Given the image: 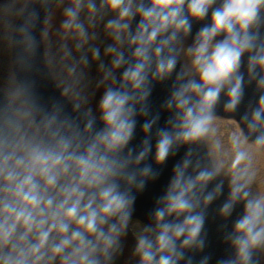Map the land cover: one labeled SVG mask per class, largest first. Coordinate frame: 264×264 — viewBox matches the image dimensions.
<instances>
[{"label":"clouds","instance_id":"9594fccd","mask_svg":"<svg viewBox=\"0 0 264 264\" xmlns=\"http://www.w3.org/2000/svg\"><path fill=\"white\" fill-rule=\"evenodd\" d=\"M102 0L116 18L105 25L124 51L109 47L113 69L99 101V124L91 110L86 120L64 113L59 106L43 112L35 106L11 103L0 108V264H113L132 223L135 196L151 166L148 140L134 154L129 147L135 117L147 116L144 108L152 82L173 80L166 109L172 112L167 130L157 132L155 163L163 165L170 154L187 146L189 154L207 145L215 135L216 108L221 93L228 97L227 112H235L242 96L241 58L249 54L248 71L261 70L258 87L264 91V40L260 36L264 0ZM66 9L65 28L77 29L84 0H73ZM90 13L97 11L89 2ZM211 23L202 27L189 47L183 39L191 33L190 20ZM139 17L136 28L132 24ZM32 47V38H28ZM98 58V50L93 51ZM183 58V62H182ZM139 106V111L137 107ZM77 107H79L77 105ZM264 95L251 121L247 114L235 121L233 155L225 162L213 148L204 162L189 172L185 160L173 169L152 224H136L135 254L139 264H180L184 252L200 248L203 210L216 184L219 197L223 180L230 194L221 209L228 219L238 205L243 213L229 238L235 256L227 264H254L264 252V172L253 159L264 154ZM152 124H145L147 136Z\"/></svg>","mask_w":264,"mask_h":264},{"label":"water","instance_id":"95a60500","mask_svg":"<svg viewBox=\"0 0 264 264\" xmlns=\"http://www.w3.org/2000/svg\"><path fill=\"white\" fill-rule=\"evenodd\" d=\"M60 0H29L20 17L13 35L12 42V62L16 79L19 83L20 94L28 106H35L43 112H50L54 106H59L64 113L86 120L85 113L73 105L60 91L50 74L46 63L43 33L47 19ZM147 3V0H145ZM222 0H217L214 7H219ZM139 17L132 24V30L136 28ZM191 33L189 37L183 39V46L189 47L199 30L206 24L211 23V10L205 21L190 20ZM260 36L264 40V12L260 19ZM32 38V47L28 46V38ZM125 59L131 57V49L124 47ZM249 54L245 53L241 58L240 74L242 75V96L235 112H227L225 105L228 97L221 93L219 103L216 108V115L234 118L242 122V118L247 114L249 121L253 110L258 108V102L264 91L258 87L261 78V70L256 68L255 79L249 75L248 71ZM183 62V58H182ZM123 68L118 70L117 81L122 75ZM174 80V77H173ZM173 80L164 82H152L151 94L146 101L144 108L147 116L137 115L135 117V129L133 139L129 147L134 154L142 150L145 140L150 142L151 154L146 158L147 165L151 166L153 177L146 180L141 191L133 192L135 204L133 208L132 220L141 221L145 225L152 224V217L160 206L159 201L167 192L170 181L174 176L173 169L181 165L185 160L190 161L189 172L196 166L197 161L204 162L207 158V145H200L191 154L187 151V146L178 150L173 149L174 154H170L163 165L155 163V152L157 142V132L167 130L169 121L173 119V113L166 109V103L172 92ZM9 105L8 98L0 91V108ZM139 111V106L137 107ZM264 119V117H262ZM152 124L149 134L143 132L145 124ZM97 126L100 127L99 121ZM243 125V122L241 123ZM223 187L221 194L216 197L214 189L220 180L209 183L206 195H213L211 204L203 210L204 222L199 236L200 248H192L184 252V259L180 264H227L234 258L235 252L230 244L229 238L234 232V224L243 213V205H238L232 215L225 219L220 213L221 209L230 194L228 180L221 177ZM254 264H264V252H257L254 256Z\"/></svg>","mask_w":264,"mask_h":264},{"label":"rangeland","instance_id":"374dc122","mask_svg":"<svg viewBox=\"0 0 264 264\" xmlns=\"http://www.w3.org/2000/svg\"><path fill=\"white\" fill-rule=\"evenodd\" d=\"M25 0H0V89L18 97V103L24 104L18 93V85L14 77L11 63V37L15 21L20 15ZM96 5L97 11L93 14L87 8V3ZM102 0H84V6L79 12L78 22L83 25L84 35L73 28H65L68 20L65 10L74 7L73 0H61L55 8L47 25L45 33V53L48 67L53 78L62 91L73 102L82 106V110H89L95 117H99V101L105 90L111 86V79L105 80V75L112 72L116 76L117 69L112 68L113 53H108L109 47H116L122 51L123 47L117 45L111 30L105 25L109 20L115 19L116 14L106 6L101 7ZM98 50L99 57H93V51ZM230 134L226 130L214 135V147L207 144L209 151L222 154L229 151ZM232 136V135H231ZM222 152V153H221ZM225 159V158H224ZM228 161V158H227ZM260 166V165H259ZM258 168V167H257ZM136 240V234L131 231ZM137 241V240H136Z\"/></svg>","mask_w":264,"mask_h":264},{"label":"bare ground","instance_id":"6f19581e","mask_svg":"<svg viewBox=\"0 0 264 264\" xmlns=\"http://www.w3.org/2000/svg\"><path fill=\"white\" fill-rule=\"evenodd\" d=\"M215 134L219 131H223L226 130V134H230V130L235 131V123L233 122V119H226V118H221V117H216V122H215ZM232 135V134H231ZM229 136L227 139L229 140V151H224L223 154V160L225 162H227V158L228 161L231 159L232 155H233V145H232V141H231V137ZM217 140L219 141L218 137H220V135L217 134L215 135ZM214 140H216L214 138V136L211 138V140L209 141V145H211V147H214ZM217 152V151H216ZM218 153V152H217ZM222 153V152H221ZM221 157L222 154L218 153ZM225 158V159H224ZM253 163L255 165V167H258V169L261 170V172H264V154H257L254 159H253ZM260 165V166H259ZM137 221H134L131 225V228L133 229L134 233L137 235L139 232V228L136 224Z\"/></svg>","mask_w":264,"mask_h":264},{"label":"flooded vegetation","instance_id":"af4514ba","mask_svg":"<svg viewBox=\"0 0 264 264\" xmlns=\"http://www.w3.org/2000/svg\"><path fill=\"white\" fill-rule=\"evenodd\" d=\"M131 225L126 236L121 238V248L113 258V264H139V257L135 254L137 241L132 237Z\"/></svg>","mask_w":264,"mask_h":264}]
</instances>
